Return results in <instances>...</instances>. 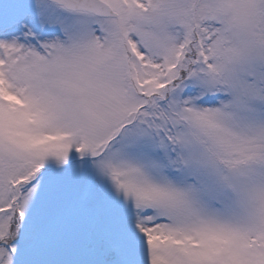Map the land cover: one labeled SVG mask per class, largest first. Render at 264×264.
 Instances as JSON below:
<instances>
[{
    "label": "snow or ice",
    "instance_id": "6c2138e0",
    "mask_svg": "<svg viewBox=\"0 0 264 264\" xmlns=\"http://www.w3.org/2000/svg\"><path fill=\"white\" fill-rule=\"evenodd\" d=\"M0 264H264V0H0Z\"/></svg>",
    "mask_w": 264,
    "mask_h": 264
}]
</instances>
